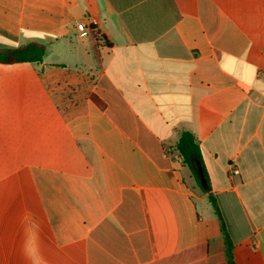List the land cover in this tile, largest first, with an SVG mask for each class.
<instances>
[{
  "label": "crops",
  "instance_id": "1",
  "mask_svg": "<svg viewBox=\"0 0 264 264\" xmlns=\"http://www.w3.org/2000/svg\"><path fill=\"white\" fill-rule=\"evenodd\" d=\"M32 43L0 64V264H229L226 234L264 264V0H0V51Z\"/></svg>",
  "mask_w": 264,
  "mask_h": 264
},
{
  "label": "trees",
  "instance_id": "2",
  "mask_svg": "<svg viewBox=\"0 0 264 264\" xmlns=\"http://www.w3.org/2000/svg\"><path fill=\"white\" fill-rule=\"evenodd\" d=\"M46 53V47L42 44L32 43L18 49L0 51V64H16V63H35L42 62ZM177 150L183 158V163L192 172L196 182L201 189L208 193L210 191L208 176L204 167L203 159L199 144L195 136L190 132H184L181 134L180 140L177 145ZM200 168L203 170L204 177L207 181V185H202ZM212 203L216 207V203L212 200ZM216 211L221 218L218 208ZM223 229L226 233V228L223 225ZM227 238V258L229 264H235L233 256V244L226 234Z\"/></svg>",
  "mask_w": 264,
  "mask_h": 264
},
{
  "label": "built area",
  "instance_id": "3",
  "mask_svg": "<svg viewBox=\"0 0 264 264\" xmlns=\"http://www.w3.org/2000/svg\"><path fill=\"white\" fill-rule=\"evenodd\" d=\"M77 28H78L79 32L83 33L87 30V25L82 23V24H79ZM230 168H231V173L233 175H239L240 174V171L236 166L230 165Z\"/></svg>",
  "mask_w": 264,
  "mask_h": 264
},
{
  "label": "water",
  "instance_id": "4",
  "mask_svg": "<svg viewBox=\"0 0 264 264\" xmlns=\"http://www.w3.org/2000/svg\"><path fill=\"white\" fill-rule=\"evenodd\" d=\"M199 172H200V175H201L202 185L205 187L207 185V181H206V179L204 177L203 170L200 168Z\"/></svg>",
  "mask_w": 264,
  "mask_h": 264
}]
</instances>
